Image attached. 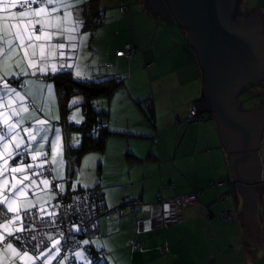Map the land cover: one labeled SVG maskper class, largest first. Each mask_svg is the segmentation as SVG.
<instances>
[{"label": "crops", "instance_id": "1", "mask_svg": "<svg viewBox=\"0 0 264 264\" xmlns=\"http://www.w3.org/2000/svg\"><path fill=\"white\" fill-rule=\"evenodd\" d=\"M129 1L131 14L124 15L120 10V14L110 10L119 9L122 0H99L96 6L97 9L104 10L102 16L105 23L89 31L82 24L89 10V0H66L72 7L61 6L59 12L54 14L61 20L59 28L54 20V26L48 30L51 39L35 41L36 47L28 49L36 69L29 67L27 60L23 59V50L9 62L8 70L17 72L18 69H23L28 72L30 69L44 79V85L46 82L47 92L44 98L38 93L30 95L28 89L21 94L24 99L32 102L33 107L41 110L42 120L46 124L38 125V128H48V138L53 132L51 127L57 124L55 117L58 111L60 117L57 93L54 88L49 91L51 81L48 77L69 71L84 80L116 78L125 82L108 103V128L119 135L109 137L103 153L94 152L103 154L100 161H104L105 165L110 148L109 140H122L118 146V169L111 178L105 181V169L102 165V174L96 181L77 178L86 155L80 164L76 162L75 168H71L77 173L75 182L68 165L66 177L52 165L54 179L60 183L67 181L66 190L101 188L108 209L112 211L109 218L100 220L101 235L92 240L82 237L77 252L84 253V257L92 264L90 246L100 253L101 258L97 264H264V194H260L261 242L254 241L251 225L244 219L242 211L245 200L232 184V169L215 121L189 120L191 106L202 97L203 75L197 55L187 43L186 32L177 25H166L159 18H154L144 7L146 0ZM243 4L242 8L245 10L260 6L264 13V5H261L264 0L249 8H244ZM37 7L39 5L33 6ZM20 11L23 10L18 9L17 5L0 15L9 16ZM65 11L70 12L71 16L65 18ZM10 22L16 21H0L4 25ZM131 23L135 27L136 37L132 36ZM139 25L143 27L142 32ZM161 32H167L177 42L170 47L162 44L157 39ZM39 34L37 25L36 35ZM60 44L64 47L60 48ZM128 44L136 48V55L132 59L124 53ZM17 62L20 66L13 68L12 65ZM53 65L56 66L55 72L52 71ZM41 66L45 67L43 73L38 71ZM13 77L20 80L25 76ZM48 93L51 99H47ZM42 98L44 101L38 102ZM81 102L82 98L76 97L71 105L74 108L80 107ZM51 106L53 108L49 114L48 107ZM255 106L254 104L251 108ZM150 107L155 112L153 122L148 118ZM77 115L80 118L84 116L79 113ZM49 139L50 145L53 140L51 136ZM155 139L158 143H155ZM25 141L29 144L28 136ZM25 152L27 156L23 160L18 156L10 160L13 166L21 161L23 165H33L28 168L30 177L26 184L17 185L16 191L26 188L24 196L19 200L27 205V211H48V207H39L40 202L32 200V197L39 195L40 198L41 195L47 205L53 199V190L43 171L46 162L42 160L44 158L34 162L30 152ZM7 175L9 180L5 195H11V185L16 182H13L11 174H5L2 179ZM20 175L23 176V173ZM45 180L48 181L47 184L43 183ZM214 182L222 184L212 185ZM194 192H199L198 202L194 206L173 211L169 208L172 198ZM162 196L166 200L165 211L168 213L163 212L158 204V198ZM133 200H140L143 204L135 213L128 207L118 210L123 204ZM0 209V220L14 215L7 213L4 205H0ZM227 210L239 212V221H225L222 214ZM84 241L88 243L85 244ZM136 242L143 247L136 249ZM43 252L53 257L52 264H66L60 259V253L57 254L52 247V242ZM0 255L7 260V264L9 258L15 260V264H20L3 245H0ZM75 257L77 262L84 264L83 257ZM45 259L46 256H42L37 264H42ZM2 263L5 264L0 262Z\"/></svg>", "mask_w": 264, "mask_h": 264}, {"label": "water", "instance_id": "2", "mask_svg": "<svg viewBox=\"0 0 264 264\" xmlns=\"http://www.w3.org/2000/svg\"><path fill=\"white\" fill-rule=\"evenodd\" d=\"M244 0H146L144 7L187 35L203 75L208 100L232 169V184L254 241L262 242L260 194H264V106L245 109L244 93L264 85V13Z\"/></svg>", "mask_w": 264, "mask_h": 264}, {"label": "snow or ice", "instance_id": "3", "mask_svg": "<svg viewBox=\"0 0 264 264\" xmlns=\"http://www.w3.org/2000/svg\"><path fill=\"white\" fill-rule=\"evenodd\" d=\"M38 0H0V13L7 12L9 9L16 8L17 5L24 7L23 11L18 13H13L9 16L0 15V21H16L10 22L7 25L0 23V123L6 126V132H0V205H4L7 213H13L11 217L7 219L0 220V245L11 254V257H15L20 261V264H37L42 256H46L44 264H51L53 257L51 255H46L42 250H37L39 248V242L37 245L33 246L31 253L25 249L24 243L21 242L20 248L14 247L13 242L7 240V237H14L16 240H21L20 236L16 233H23V219L22 212L24 215L27 214V205L20 202L19 198L24 196L26 188H19L17 185L22 183V180H28V175L26 173V168H31L33 165H23L21 161L16 166L10 167L11 173L15 174L17 172L23 173L22 180H16L15 175L12 176L16 183L11 185L13 192L11 195H5L4 189L8 185L7 179H2L5 172L9 170V160H11L18 153L16 149H20L22 144L24 145L25 151L32 152V160L36 161L38 157L45 156V153L39 152L36 149H29L28 144H24L23 138L21 136V131L28 136V142H34L40 133L41 140L46 141L49 129L46 127L37 128L35 125L30 127H21L26 121L24 113H28L27 106L24 105V96L13 88L8 79L15 76L19 78L20 75H28L23 69L21 72L17 73L15 71H10L9 62L12 61L13 57L20 51H24L23 59L27 60L28 66L36 69V64L30 58L29 48H35V41L51 39L49 29L52 28L53 21H57L56 27L59 28V22L61 18L54 14L58 13L60 7L64 8L72 7L66 3V0H42L39 3V7L33 8L31 5L37 4ZM51 6V7H49ZM71 16L70 12L65 11L64 17L68 18ZM27 18V19H22ZM39 25V35H36V26ZM60 48L64 45L60 44ZM41 55L43 56V46H41ZM34 55V53H32ZM19 62L12 65L13 68L19 67ZM38 71L43 73L45 67L41 66ZM52 71H56V66H52ZM35 71L33 72V75ZM79 75V73H78ZM49 91H51V86H49ZM6 102V103H5ZM6 109V110H4ZM16 119L13 120L12 118ZM36 124L41 126L46 124L45 120L37 119ZM19 130V131H18ZM57 137L59 139V129H56ZM43 147V144L40 145ZM53 156L56 155V143L53 141ZM47 184L48 181H43ZM19 222V226L17 223ZM6 233V235L4 234ZM33 240L36 239L35 235L31 237ZM48 241L52 242V247L56 249L57 254H59V244L60 239H56L52 236L47 237ZM85 244L88 241H84ZM47 245H45L46 247ZM77 257L84 258V264H92L87 257H84V253L76 252ZM8 264H15V260L9 258Z\"/></svg>", "mask_w": 264, "mask_h": 264}, {"label": "trees", "instance_id": "4", "mask_svg": "<svg viewBox=\"0 0 264 264\" xmlns=\"http://www.w3.org/2000/svg\"><path fill=\"white\" fill-rule=\"evenodd\" d=\"M127 1L130 5V1L129 0ZM40 2L41 0H38V3L31 5V7L39 5ZM98 2L99 0H89L88 2L89 10L82 21L84 28L89 31H93L97 29L99 26L104 25L105 23V20L102 16L104 10L97 9L98 7L96 6V4ZM123 3L124 2L122 0L120 7L123 5ZM120 7H119V10H120ZM18 9L24 10V8H20L19 4H18ZM48 79H50V81L54 84V87L57 93L58 106L60 110V119L58 123L61 125H69L71 128L75 129L77 132L81 134V144H80V147L77 148L76 162L80 164L81 159L88 153H94V152L103 153L106 150L107 140L109 139V137L112 135H119L118 133H115L109 130L108 124L106 121L108 119V112H109L108 103L112 101L115 94L124 85L125 83L124 80H121V79L118 80L116 78H106V79H100V80H84V79L77 78L72 72H69V71L61 72L56 75L50 76L48 77ZM18 80L12 77L10 78L9 81H11L12 83L18 84V88H21L20 83L23 82V79L21 78L20 82H18ZM76 97H82V102L80 103V107L84 114V121L80 125L73 124L72 122L69 121L70 113L72 109L74 108L71 105V102ZM255 98L256 97H253L251 101L253 102L254 100H256ZM103 100H104V103L102 104L101 101ZM191 109L196 110V116L193 118H189L190 121H206V120L208 121L212 119L210 112H209L210 109H209L208 100L203 96L193 103L190 110ZM147 113H149L148 118L153 122L155 120V112H154L153 107H150ZM154 141L155 143H158L157 139H155ZM22 153L25 154V156H27V152H25L24 149H22ZM22 153L19 154L18 158L22 157ZM52 177L54 179L53 173H52ZM89 190L94 191L98 195H100V198H101L100 201L103 202L106 208H108L104 192L99 187L86 188V189L81 188V189H77L76 191L67 189L66 192L68 193V195H71L77 192L89 191ZM196 193H199V192H196ZM133 201L123 204L120 208H118V210H121L122 207H127ZM139 208L140 207H138V209ZM131 212L135 213L136 211H133V209H131ZM0 213H1V209H0ZM208 214L211 215L210 213ZM102 218H106V217H102ZM74 229L79 238V244H78L79 246L75 251H73L72 260L77 262L75 253L81 246V241H80L81 238L84 237L90 240L94 238H88L84 235H81V233L79 232V228L76 225L74 226ZM18 234L19 233H16L17 236ZM54 238H58V237H54ZM7 240L10 242H13V244L17 248H19V245H18L19 242L14 237H7ZM137 243L139 242H136L134 245L136 249H138V247H136ZM59 249H60L59 253L61 254L62 252L61 240L59 244ZM89 250H90L89 256L91 260H93V264H97L99 262V259L101 258L99 251L96 250L93 246H90ZM64 259L65 258H61V260H64Z\"/></svg>", "mask_w": 264, "mask_h": 264}, {"label": "rangeland", "instance_id": "5", "mask_svg": "<svg viewBox=\"0 0 264 264\" xmlns=\"http://www.w3.org/2000/svg\"><path fill=\"white\" fill-rule=\"evenodd\" d=\"M260 1H263V0H244L243 7L249 8V7H252L254 5L256 6V4L258 5V3ZM261 5H264V4H261ZM259 8H261V7L259 6ZM110 10L115 11V13L120 14L118 8H113ZM139 23H141V22H139ZM171 27H176V26H171ZM130 28H131V33L133 32L132 36L136 37L135 27H133L132 23L130 24ZM174 29H176V28H174ZM139 30L141 32L143 30V27L141 25H139ZM157 39L162 44H165L168 47H170L171 44L174 45L177 42L176 39H173L170 35H167V32L159 33L157 35ZM168 40L170 42H168ZM164 41H167V43ZM17 72L19 73V72H21V70L18 69ZM27 73H28V75H24L25 77L23 79V82L20 83L21 88H18V84H16V83H10V85L13 88H16L17 91L20 93H22V91H24L25 89H28L30 92V95L38 93L39 95L43 96V98H44V96L46 95V92H47L46 91V87H47L46 82H45V85L42 83L43 82L42 80H44V79L42 77L36 75L37 73L33 75V72H31L30 69H28ZM18 82H20V80H18ZM50 86H51V88H54V90H55L54 84L52 82H51ZM52 94L55 95L53 92H52ZM253 97H257V98H256V100H254L252 102L251 100ZM43 98L38 99V102L44 101ZM78 98H82V97H78ZM47 99H51L50 93L47 94ZM241 99L246 100V106L247 107H249V106L251 107L254 104L258 105L259 103L264 102V86L254 88L253 91L250 93H246V94L244 93V95L242 96ZM101 103L103 104L104 100L101 101ZM31 104H32V102H29L27 99H24V105L27 106L28 113L23 114L25 116L26 122L21 127H30L32 125H35V127L38 128L39 124H36V120L43 118L41 110L36 106L33 107L34 105H31ZM54 105H55V102L53 100V107H54ZM53 107L52 106L48 107V113L50 112L49 114H51V110ZM4 110H6V109H4ZM78 113H79V115L83 116V112H82L81 107L73 108L72 112L70 113V116H69V121L72 123L76 122V123H74L76 125H80L82 123V120L84 119V116L82 118H80L77 115ZM55 118H56L57 124L55 126L51 127L53 132H51V134H50L52 140L55 141V143H56V155H55V157L53 156V147H52L53 142H52V144L49 145L50 136L48 138V135H47L46 141L40 139V136H42L43 133H40V135L37 136L36 141L29 143L28 147H29V149H36L39 152L45 153V156L37 158V159L44 158V159H42V160H44V163L46 162V165H44V168H43L44 172H45L46 167H48V165H51V166L54 165L55 169L58 170L60 174H64L66 177V167L68 165L70 174L74 175V176H72V179L74 181L76 179L75 175L77 173L75 170H73L71 168L74 167V164H77L76 163V157H77L76 154H77V148H79L80 144H81L80 143L81 134L79 132H77L75 129L71 128L69 125H61L58 123L59 119H60L59 111H58V114ZM12 119L15 120L16 118L13 117ZM56 129H59V133H58L59 139L58 140L56 139V137H57ZM6 131H7L6 126L3 123H0V132H6ZM21 136L23 138L24 144H27V141H25V137L27 136V134H25L21 131ZM109 141H110L109 142L110 148H109V151L107 152V160H106L105 165H104V161H102V162L100 161V158L102 159L103 154L101 155V154H97V153H88L83 158L81 170L78 173L77 178L89 180V181H96L98 179V176L102 174L101 168H100L101 165L105 169V171H104L105 181H108L111 178V176L118 169L117 168L118 167V158H119L118 146L120 144V141H122V140L120 138H111ZM41 144H43V147H40ZM35 145H37V148H34ZM23 148H24V145L22 144L20 149H16L15 151L18 154L15 155L14 157L19 156V154L22 153ZM263 148H264V144H263ZM2 150H3L2 147H0V151H2ZM29 152H30V155L32 156V152L31 151H29ZM24 157H26V156H25V154L22 153V157L20 160H23ZM34 162H36V161H34ZM50 162H52V164ZM0 163H2V161H0ZM12 166L13 165H11V161L9 160V170H7L5 172V174L15 175L16 180H18V178H22L23 176L20 175V172H17L15 174L11 173L10 167H12ZM26 173H27L28 178H29L30 172L28 171V168H26ZM45 178L49 181V185L51 187L50 180L47 177H45ZM4 179L9 180V176L8 175L5 176ZM16 180H13V182H16ZM69 181H71V179H69ZM26 182H27V180H25V182L22 181L21 185L26 184ZM67 184L68 183L66 180L62 183L64 188L67 186ZM6 190H7V186L5 187L4 192ZM53 193H54L53 199L49 203H47V205H45L46 201L43 200V197L41 195H40V198L38 197L39 195L32 197V200H35L36 202L37 201L40 202L39 207H48V211H45V212L41 211L43 213L40 212L41 215H43V216L52 214L51 207H53L55 199H56V194H55L54 190H53ZM44 196H47V194H44ZM20 198H22V197H20ZM135 201H137V200H135ZM27 203H29V202H27ZM128 208L131 209V207H128ZM56 239H59V238H56ZM63 261L66 264H68V262L65 259ZM0 262H5V264H7V260L3 257H0ZM42 264H44V262Z\"/></svg>", "mask_w": 264, "mask_h": 264}, {"label": "built area", "instance_id": "6", "mask_svg": "<svg viewBox=\"0 0 264 264\" xmlns=\"http://www.w3.org/2000/svg\"><path fill=\"white\" fill-rule=\"evenodd\" d=\"M42 2V0H41ZM123 5L120 7V12L124 15L131 14L130 5L127 0H123ZM20 8H24L20 5ZM125 55L132 59L136 55V48L131 44L126 45ZM190 118L196 116V110L191 109ZM44 176L50 180L51 188L56 194V199L52 209V214L41 215L38 209L27 211V214H23V226L24 232L19 233L18 236L21 240H18L20 248L21 242L24 243L26 250L31 252L33 246L39 242V248L37 250H44L49 246L48 236L58 237L61 240V254L60 259L65 258L69 264H79L72 260L73 251L78 248L79 238L75 232L74 226H78L81 235L88 238H95L100 236L101 227L100 220L102 217H108L112 211L105 207L101 202L100 195L94 191H82L75 194L68 195L61 183L57 182L52 177V167L48 165L46 167ZM221 182H214L212 185H220ZM169 188L171 186H168ZM199 193H190L174 197L169 201V208L181 210L194 206L198 202ZM100 203V204H99ZM158 204L161 205L163 212L166 208V200L164 197L158 199ZM142 207L143 204L137 200L133 201L127 207H131L133 211H137L138 207ZM124 210V207H122ZM168 211L166 210L165 213ZM222 218L227 222L239 221V212L234 210L224 211ZM176 220L173 221L175 223ZM35 235L36 239L31 237ZM45 245H47L45 247ZM143 245L137 243L136 247L140 248ZM42 250V251H43Z\"/></svg>", "mask_w": 264, "mask_h": 264}, {"label": "flooded vegetation", "instance_id": "7", "mask_svg": "<svg viewBox=\"0 0 264 264\" xmlns=\"http://www.w3.org/2000/svg\"><path fill=\"white\" fill-rule=\"evenodd\" d=\"M263 86H264V85H263ZM263 86H259V87H263ZM255 88H257V87H255ZM253 89H254V88H253ZM253 89H252L250 92H252ZM250 92H247V93H250ZM245 94H246V93H245ZM243 95H244V94H243ZM243 95H242V96H243ZM262 96H263V95H262ZM241 98H242V97H241ZM256 98H257V97H256ZM256 98H255V99H256ZM249 102H250V101H249ZM243 106H244L245 109H249V108H251V107H247V106H246V100H244V99H243ZM262 106H264V102L259 103V104L256 105L255 107H262ZM167 213H168V212H167Z\"/></svg>", "mask_w": 264, "mask_h": 264}]
</instances>
